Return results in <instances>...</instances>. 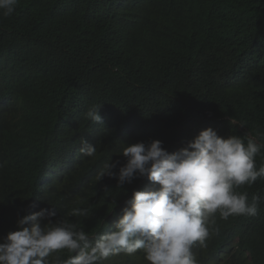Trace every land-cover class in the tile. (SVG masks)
<instances>
[{
  "label": "clouds",
  "instance_id": "9594fccd",
  "mask_svg": "<svg viewBox=\"0 0 264 264\" xmlns=\"http://www.w3.org/2000/svg\"><path fill=\"white\" fill-rule=\"evenodd\" d=\"M21 0H0V17L12 16ZM53 5L48 11L27 13L21 29L35 25L34 17L46 13L37 22L78 17L75 25L86 26L103 45L113 35L126 39L139 31L152 40L154 31L166 24L167 14L175 8L188 10L194 0H38ZM194 6V4H193ZM189 11V10H188ZM257 43L255 50L251 43ZM95 45V44H92ZM98 46V45H95ZM152 46L160 51L162 43ZM179 48V46L177 47ZM175 65L177 72L169 84L174 91L163 99L165 109L181 107L191 114L195 99L215 98L228 114L255 111V97L246 93L255 81L264 85V15L250 17L233 44V54L220 59L190 51ZM174 65H167L164 73ZM158 73V72H157ZM116 88L112 101L91 104L84 113L70 111L72 126L46 140L41 172L34 200L60 182H66L71 195H77L81 184L65 179L63 167L77 165L88 158H99L96 135H104L121 122L125 111L119 105L125 95L122 83L133 91L141 84L133 71ZM148 105V104H147ZM140 108L142 111L149 109ZM261 107V103L257 106ZM35 116V110H33ZM47 113L41 109L38 118ZM158 117V116H157ZM156 117V118H157ZM228 119V117H225ZM31 120H34L33 117ZM216 121H222L217 118ZM232 124L237 122L230 120ZM163 123V122H161ZM246 121H239L244 128ZM163 134L170 132L163 124ZM131 130L152 136L151 126L132 123ZM119 132V131H118ZM121 131L111 136L122 142ZM179 149L169 152L160 140L121 143L119 154L111 156L98 171L96 179L110 180L104 188H119V202L111 203L92 232H86L71 217L88 216L87 208L75 207L57 216L55 208L19 203H0V264H264V249L253 229H244L246 216L264 220V192L253 186L264 180V160L257 158L264 143V133L243 137L218 135L211 127H201L184 136ZM54 140V141H53ZM169 145V143H167ZM8 161L0 160V184L8 182ZM69 170H67L68 172ZM70 172V171H69ZM24 206V205H23ZM7 209L14 212L9 215ZM232 218H240L241 225ZM66 254V256H65Z\"/></svg>",
  "mask_w": 264,
  "mask_h": 264
},
{
  "label": "trees",
  "instance_id": "16d2710c",
  "mask_svg": "<svg viewBox=\"0 0 264 264\" xmlns=\"http://www.w3.org/2000/svg\"><path fill=\"white\" fill-rule=\"evenodd\" d=\"M37 1L21 0L12 16L0 17V160H7L9 164L8 182L0 184V203L16 202L23 209L32 205L38 210L55 208L57 216L52 220L75 207L87 208L88 216L71 217V220L90 233L109 205L119 202V188L110 191L104 188L110 179L98 181L96 177L110 156L112 160L122 158V164L125 163L126 158L118 155L121 143L160 140L171 153L179 149L184 136L201 127H211L218 135L243 137L245 133L251 136L257 131L264 133V85L256 81L255 87L246 91L255 97V111L228 114L224 111L225 101L220 108L215 98L198 97L193 108H204L200 114L174 107L166 108L160 115L166 106L163 97L174 91L169 88L177 73L174 67L182 62L181 55L176 64L171 59L181 52L184 60L190 51L215 59L232 55L233 44L240 32L247 29L249 18L264 15V0H194L188 5L189 11L181 8L169 11L166 24L157 27L149 43L147 36L137 31L126 39L114 34L105 45L92 38V29L75 25L78 17L57 19L59 26H55L53 20L38 23L37 19L46 13L39 14L34 17L35 25L23 24L21 29V19L27 16L25 12H45L53 5L49 1ZM159 42L162 43L160 51L152 46ZM256 48L257 43H251L250 49ZM166 63L174 66L164 73ZM130 71L139 80L141 89L133 91L127 83H122L126 90L119 105L125 114L113 130L95 136L99 158L93 162L90 157L71 169L63 167L65 179L74 178L81 184L77 195H71L62 181L44 190L38 201L34 200L47 144L41 139L49 138L42 124L49 125V135L53 138V134L72 126L69 115L72 109L84 113L93 103L102 104L100 109H103L112 101L111 92L113 98L120 92L116 86L126 81L122 76L130 78ZM146 105L149 110L142 111ZM41 109H47V113L38 118ZM217 118L222 121H216ZM231 119L237 124H232ZM239 121H246V126L240 129ZM133 122L137 126H151L155 122V133L147 136L135 132L130 129ZM163 124L171 131L163 134ZM118 131L126 135L121 143L111 138ZM258 142L264 143V140ZM257 158L264 160V148ZM253 187L264 192V180ZM13 212L6 210L9 215ZM246 219L242 227L253 229L259 247L264 249V220L248 216ZM232 220L238 225L243 222L240 218Z\"/></svg>",
  "mask_w": 264,
  "mask_h": 264
}]
</instances>
